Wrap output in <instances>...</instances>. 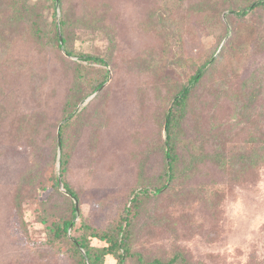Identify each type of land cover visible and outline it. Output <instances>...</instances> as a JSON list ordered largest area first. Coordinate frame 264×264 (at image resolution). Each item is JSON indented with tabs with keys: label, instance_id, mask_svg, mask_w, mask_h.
<instances>
[{
	"label": "rangeland",
	"instance_id": "obj_1",
	"mask_svg": "<svg viewBox=\"0 0 264 264\" xmlns=\"http://www.w3.org/2000/svg\"><path fill=\"white\" fill-rule=\"evenodd\" d=\"M252 1L62 0L60 13L53 0H30L41 43L27 25L0 33V264H79L67 241L51 242L38 219L43 202L59 203L61 212L68 203L55 174L78 196L72 235L82 220L98 230L116 226L133 191L164 173L165 114L208 61L177 131L179 178L147 200L132 247L146 258L181 252L191 263L264 264V7L232 12ZM60 14L74 55L47 34ZM80 53L109 63L80 60ZM103 79L64 128L62 175L56 134L74 83L88 93ZM254 150L262 159L242 166L240 156ZM31 175L45 188L32 185Z\"/></svg>",
	"mask_w": 264,
	"mask_h": 264
},
{
	"label": "trees",
	"instance_id": "obj_2",
	"mask_svg": "<svg viewBox=\"0 0 264 264\" xmlns=\"http://www.w3.org/2000/svg\"><path fill=\"white\" fill-rule=\"evenodd\" d=\"M21 1V3H20ZM62 0H53L54 7L58 8L60 13ZM19 2V5H18ZM0 6H4L3 10L8 12V15L4 18L0 33L5 31V28L12 29L16 32V28L20 25H27L31 37L37 42L41 43L43 37L42 27L37 13L34 11V3L30 0H0ZM263 6L264 0H255L251 3L238 8L234 11L237 16H245L250 10L255 7ZM53 24V31L51 28L47 32L48 36L53 39L59 48H63L67 55H74L75 53L67 45V16L63 15L58 17L57 22H51ZM11 31L9 32V34ZM4 34V33H3ZM221 46L218 54L221 52ZM80 60L96 61L102 65H107L109 61L106 58L89 55V54H76ZM205 63L202 67L198 68L188 79L186 85L182 86L178 92L173 96V101L165 114L164 131L165 139L163 142L165 168L164 173L160 175L157 181L151 186H145L133 191L126 207L120 213L116 226L108 228L106 230H98L90 226L84 220L81 221L80 234L72 235L71 231L75 226V220L79 215L78 196L73 188L61 178V175L55 174V188L61 185L65 192V198L68 203L65 204V209L61 212L59 203H53L51 206H47V202H43V210L38 214V219L45 223L47 235L51 242L59 241L67 243L71 246L72 250L76 253L77 262L79 264H106L105 258L110 256L114 259L113 264H126L130 259L134 264H201L200 262H190L186 259L185 255L181 252H175L169 258L163 259L161 257L146 258L141 252L133 250L134 241V223L140 216L142 210L145 207L147 200L154 198L158 200L167 191L169 184L179 178L178 167L179 156L177 153L176 139L177 131L181 126V122L184 120L187 113L188 99L192 89L198 83L202 75L204 74V68L209 63ZM105 75H108V71H105ZM80 76V75H79ZM81 78V76H80ZM74 83L72 95L68 98V108L64 111L63 123L58 126L56 134V145L59 150L58 163L60 166V174L63 175L65 165L67 163L68 155L63 151L64 148V128L68 126L69 120L77 113L78 104L82 103L85 98L98 91L105 83V79L100 82L95 81L91 90L88 93H83L80 89L79 83ZM257 89H251L248 93L249 101L256 96ZM251 104H245L240 111L246 112ZM58 138L60 140V147L58 146ZM262 142L261 139L256 138V141ZM259 145V144H258ZM259 149H263V144L260 143ZM259 150V151H260ZM259 152L254 150L248 156L246 154L240 156L239 163L242 166L255 165L262 159ZM252 156L255 160L251 159ZM214 160V159H213ZM217 161V159H215ZM214 160V161H215ZM261 161V160H260ZM29 182L33 185H39V188H45L43 185V179L41 178L36 183L34 176L29 177ZM26 182V180H25ZM61 193L60 191H58ZM21 189L16 197L19 198ZM20 200H16V205L19 206ZM91 238H97L105 243L102 246H96L91 244Z\"/></svg>",
	"mask_w": 264,
	"mask_h": 264
},
{
	"label": "water",
	"instance_id": "obj_3",
	"mask_svg": "<svg viewBox=\"0 0 264 264\" xmlns=\"http://www.w3.org/2000/svg\"><path fill=\"white\" fill-rule=\"evenodd\" d=\"M103 87V86H102ZM101 87V88H102ZM58 146L60 147V140H59V138H58ZM59 156V155H58ZM58 165H59V163H58Z\"/></svg>",
	"mask_w": 264,
	"mask_h": 264
}]
</instances>
